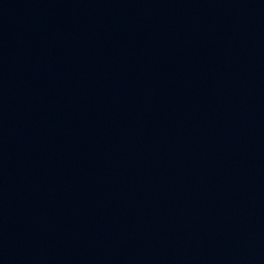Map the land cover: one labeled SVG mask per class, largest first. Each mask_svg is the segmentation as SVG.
I'll list each match as a JSON object with an SVG mask.
<instances>
[{
  "label": "water",
  "instance_id": "1",
  "mask_svg": "<svg viewBox=\"0 0 264 264\" xmlns=\"http://www.w3.org/2000/svg\"><path fill=\"white\" fill-rule=\"evenodd\" d=\"M0 264H264V0H0Z\"/></svg>",
  "mask_w": 264,
  "mask_h": 264
}]
</instances>
